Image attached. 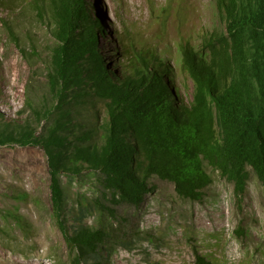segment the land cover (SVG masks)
I'll return each mask as SVG.
<instances>
[{
    "label": "trees",
    "instance_id": "obj_1",
    "mask_svg": "<svg viewBox=\"0 0 264 264\" xmlns=\"http://www.w3.org/2000/svg\"><path fill=\"white\" fill-rule=\"evenodd\" d=\"M212 3V28L196 45L178 42L180 68L193 84L187 100L167 59L132 39L110 38L89 1L23 0L22 9L45 23L53 38L45 45L46 57L33 45L28 56L42 63L46 91L41 99L33 80L39 70L31 67L19 111L27 114L23 119L0 114V146L43 150L50 216L67 248L65 257L51 251L56 264H107L110 232L103 214L114 213L95 199L96 226L68 225L64 177L70 183L97 175L113 204L133 206L153 191L152 176L171 182L179 197L200 200L211 183L204 163L231 182L235 194L244 193L248 168L264 188V0ZM8 33L24 53L11 26ZM12 197L45 210L38 197L24 192ZM77 204L74 217L82 219L92 202L80 195ZM1 215L5 242L14 240L15 227L31 236L30 222L14 207ZM194 258V264H219L198 251Z\"/></svg>",
    "mask_w": 264,
    "mask_h": 264
},
{
    "label": "rangeland",
    "instance_id": "obj_2",
    "mask_svg": "<svg viewBox=\"0 0 264 264\" xmlns=\"http://www.w3.org/2000/svg\"><path fill=\"white\" fill-rule=\"evenodd\" d=\"M8 1L0 0V114L4 119H23L27 112L19 114V111L24 104L31 67L39 70L33 79L38 96L42 99L46 91L42 63L28 57L31 46L46 57L45 45H50L53 38L45 23L22 9L23 0L12 5ZM87 1L110 38L119 37L121 43L132 39L137 46L148 47L165 57L172 66L175 83L184 98L190 100L193 84L180 68L178 42L188 39L196 45L199 35L212 28L210 19L216 13L212 0ZM9 26L24 53L10 38ZM113 57V61H124L119 56ZM96 107L100 110L101 104L97 102ZM43 124H37V129ZM204 168L211 183L202 189L200 200L183 199L171 182L152 176L149 183L154 189L139 206L113 204L97 175L87 173L70 183L64 177L65 208L69 212L66 223L96 226L99 215L93 205L95 199L113 209V214L109 210L103 214L110 232L104 251L107 264H194L195 251L215 258L219 264H264L263 186L248 168L246 189L243 194H235L233 184L218 171L206 163ZM15 192L38 197L45 210L29 200L16 202L12 197ZM80 195L92 202L82 219L74 217ZM49 204V173L43 150L0 146V226L1 210L13 207L31 225L30 237H24L17 227L11 231L14 236L11 242H5L0 235V264H56L51 256L54 249L60 256H66L67 248L50 216ZM21 249L26 250L25 254Z\"/></svg>",
    "mask_w": 264,
    "mask_h": 264
},
{
    "label": "bare ground",
    "instance_id": "obj_3",
    "mask_svg": "<svg viewBox=\"0 0 264 264\" xmlns=\"http://www.w3.org/2000/svg\"><path fill=\"white\" fill-rule=\"evenodd\" d=\"M9 261H10V262H13V260H11V259H9ZM10 262H9V263H10Z\"/></svg>",
    "mask_w": 264,
    "mask_h": 264
}]
</instances>
